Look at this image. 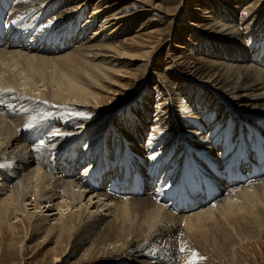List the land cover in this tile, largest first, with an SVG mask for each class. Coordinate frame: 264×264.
<instances>
[{
	"label": "bare ground",
	"instance_id": "6f19581e",
	"mask_svg": "<svg viewBox=\"0 0 264 264\" xmlns=\"http://www.w3.org/2000/svg\"><path fill=\"white\" fill-rule=\"evenodd\" d=\"M73 1L75 0H19L12 11V16H26L30 20L32 11L39 14L46 9L47 13H50L48 7L51 6L58 9L53 22L67 21V24L72 23L73 26L83 17L91 4L97 6L91 13V19L84 22L85 25L90 24V28L82 27V31L85 30L83 36L80 35V30L73 31L77 38H82L81 43L72 49L73 51L70 50L71 52L60 55L63 57L57 58L59 52L52 53L53 56L46 55L45 53H51V50H45L43 47L38 50L35 48L24 50L14 45H6L0 49V68L4 73L8 71L5 75L0 70V100L4 101L0 103V228L5 226L0 229L1 236L3 238L7 234L13 236L16 232L13 222H19L22 226L31 228L29 236L45 232L44 239L52 234L56 238V244L64 239L65 246L55 253L52 264L63 262L61 257L66 254L70 243L73 248L70 252H76L78 248L75 247L79 245V250L84 248L82 258L85 260L97 258L99 264H111L110 260H114L115 264H189V261L193 264H210L213 261L211 258L222 251H229L233 255V260L235 249L240 244L255 242V239L264 234V177L240 183L232 180L229 175V172H232L230 169L232 163L236 162L234 157L240 158V153L244 152L245 147L255 152V147H262L264 144V67L260 68L257 64L264 58V32L262 37L256 40L254 47L248 45L250 38L245 37L246 32L248 35L255 33L254 28L263 22L264 8L256 15L255 12L264 0L243 8L250 10L247 14L242 13L240 19V24L249 20L247 31H241L240 26L236 22L233 23L238 19L236 13L238 4L233 3V0H199L194 7L198 12L194 14L192 12L190 15L195 16V19L187 20L188 28L190 27L196 39L202 37L208 52L221 61H212L207 71L198 67L187 66L188 69L183 67L185 66L183 53H187L193 47L188 43L191 42L188 38V42L175 44L176 49L180 50L179 53H174L173 49L167 50L164 64L168 71L179 68L178 75L187 72L189 77L195 75L200 78L202 84L195 88L197 93L193 96L192 107L201 114L188 115L184 112L186 108L181 105L175 106V103L179 102V99L176 100L178 96L170 92L167 87L169 78L163 79L159 68L156 67L157 70H153L152 74L156 75L154 78L162 80L159 81L162 90L168 94L162 98L160 111L163 115L160 121L154 126L147 121L152 106L148 96L137 101H129L124 115L127 125L121 129V135L116 134L112 144L106 139L99 142L102 136L98 139L94 152L92 146L95 141L87 142V146H84L83 152L79 154V160H86L84 168L82 167L79 176L72 178L69 172L75 171L76 162L67 160V166H58L62 154L71 148L78 151L83 143L74 142L90 132L93 124L101 123L104 116L85 120L77 127L79 129L75 128L76 130L72 132L71 124L63 123L59 126L56 120L58 118L53 115L57 114V111L52 114L53 116L47 115L48 118L36 127L27 129L25 124L29 122L30 117L41 114L39 107L35 106L36 102L42 103L48 99L54 105L81 104L90 108L89 111L93 113L99 108L121 102L126 92L137 83L113 91L112 97L107 98L108 102L103 104L105 102L103 99L90 93V87L95 85L94 80L99 74L103 75V71L112 70L107 64L100 65L96 58L102 56L113 61L115 58L111 59L108 52L119 57L122 51L134 46L133 43L140 38L137 46L144 48L145 51L140 55L139 60L142 63L138 66L145 73L149 65L148 60L157 56L163 43L160 37L156 42L152 38L162 35L164 29L149 28L155 22L170 19L171 24L174 23L182 33H185L186 27L181 23L188 13L187 10L185 12V9L179 8L181 3L177 7L168 8L161 15L154 11L155 7L150 8L147 4L149 0L132 2L130 7L136 5V9L128 8L126 5L119 7V4L127 0H95L93 3L92 0H78L76 6L69 7L67 4ZM130 1L125 4L129 5ZM186 1L187 5L193 3V0ZM211 7L215 11L219 9L225 16H232L233 21L227 24L219 18L214 20ZM252 14L255 17L251 19ZM143 18L146 19L133 35L123 41L108 45L99 42L87 45L83 40L86 31L93 29L97 21H101L99 33L106 37L131 28L134 22ZM209 19L213 20L212 24L207 22ZM26 21L24 17L23 23ZM203 21H206L207 25L201 28ZM46 25L54 27L49 23ZM59 30L60 27H55L54 31ZM141 30L143 32L139 33ZM97 34L98 31L95 30L92 37ZM182 36L184 34H181ZM28 46L30 44L25 48ZM200 59L203 63L209 61L204 56ZM154 63L159 65L158 60ZM56 67L61 71H56ZM47 68L54 69L47 74L45 72ZM19 72L23 76L19 75ZM112 72L120 75L121 70L116 69ZM174 79L180 86H185V76H174ZM40 80H49L50 86L57 84L59 86L46 92L37 84ZM210 99L212 101L209 103ZM26 102H31L30 106H23ZM18 105L23 107L19 112L23 115L2 111ZM215 105L220 106L221 111L216 112ZM41 108L45 110L47 106ZM139 110L142 113H139ZM144 113L137 123L134 114ZM117 114H120V111ZM234 117L238 119L236 123L238 131L232 123ZM226 120H229L227 124ZM164 126L166 127L162 128ZM150 129L155 130V134L150 133L148 145L144 147L139 141L140 136L147 134ZM40 130L44 131L42 141L34 137ZM56 132L62 134L53 135ZM68 134L73 136L65 139ZM31 140L37 144L28 151L27 143ZM176 141L184 142L181 147H175ZM41 144L43 147L39 151L35 150L36 146ZM11 145L18 150L15 155L10 153L14 152V147L7 152ZM176 150L178 151L175 152ZM173 154L175 156L171 158ZM95 155L97 158H94ZM30 157L32 163L27 160H30ZM202 158L206 161H202ZM187 159L195 162V167H199L194 172L193 181H190L189 190L208 185L212 191L215 189L221 191L222 195L193 214L182 215L181 212L186 210L180 208L178 201L170 202V206L181 215L173 213L166 204L158 202L164 194L156 188L154 191L136 192L135 198L129 196L118 198L106 193L104 189L99 190V180L97 182L92 180L93 177L103 179L107 175L113 176V170L125 166L126 173L123 182L119 184L121 189L132 188L128 183L135 181L151 186L152 181H144L147 178H155V182H161L165 188L172 179L161 174L167 168L164 165L170 167L169 171H175L180 166L184 167ZM116 160L121 163H116ZM93 162H96L94 165H99V168L92 166ZM32 166L34 167L31 169ZM142 166L141 175L138 177L135 171L141 170ZM88 170L90 171L87 176L83 177ZM252 171H255V165ZM207 175L211 176L213 181H209ZM183 182L188 184L187 180ZM43 203L52 204L58 209V212L54 213V223L47 231L41 226V221L47 217H42L37 223L34 220L43 216L40 214L43 213L41 208ZM91 203L96 205V210L104 209L105 213L89 210ZM29 205L32 211L28 210ZM13 219L15 220L11 222ZM181 222H184V227L181 226ZM22 250H25L24 247ZM193 253L198 254L194 256ZM202 257L204 259L201 260Z\"/></svg>",
	"mask_w": 264,
	"mask_h": 264
},
{
	"label": "rangeland",
	"instance_id": "374dc122",
	"mask_svg": "<svg viewBox=\"0 0 264 264\" xmlns=\"http://www.w3.org/2000/svg\"><path fill=\"white\" fill-rule=\"evenodd\" d=\"M94 1L95 0H92V3ZM127 1H130V0H127ZM134 1L135 0L130 1L129 5L125 4L126 2L121 3V4H119V7L121 8L122 6L126 5L129 8L131 3ZM198 1L199 0H196V1L193 0V3L187 5L186 0H149V2L147 4H149L150 8L155 7L154 11L158 12L161 15L164 14L168 8L177 7L180 3H181V5L179 8L183 9V10L185 9L184 10L185 12L187 10V12H188L187 15L189 13L190 14L188 16L186 15V17H184V19H182L183 21L181 23L183 26L186 27V32H185L186 34L182 33L176 27V25H174V23L171 24L169 18H168L169 20H167V21H166V19H164V20H160L159 23L155 22L149 28L152 30H155V29H162L163 30L164 29V31L162 32V35H160V36L156 35L155 38H152V40L156 42L158 37H160L162 39L161 41L163 43L161 45L160 52L157 54V56L148 60L147 63L149 65H148L145 73H143V71L138 66L139 64L142 63V61L139 60V59H141L140 55L142 52L145 51L144 48L137 46L141 41L140 38H137V42L133 43L134 46L127 47L124 51H122L119 54V57L118 56L115 57L116 55H114L112 52H108V54L111 55L110 56L111 59L115 58L113 61L110 59H105L102 56H98L96 58L97 59L96 61H99L100 65L107 64L109 69H111L112 71H115L116 69L121 70L120 75H118L112 71H108V72L103 71L104 74L103 75L99 74L98 77L94 80L95 85H92L90 87V93L99 96L100 99H103L105 101V102H103V104L108 102V101H106V100H108L107 98L110 99L112 97L113 91L119 90L121 87H123L125 85L131 86L132 83H134V82L137 83V85L135 87H133L131 90L126 92V94L122 98L121 102H117L116 104H112V105H109L107 107H103L102 109L99 108V110L97 112H94V113L91 110L89 111L90 108H87L81 104L54 105L51 102H49L48 99H47L48 101L45 100L48 102L46 104L43 103L44 101L42 103L36 102L35 106L39 107V110H40L39 113H41V114H44V115L46 114V115L51 116L53 113L58 111L59 114H58V112H57V114L56 113L53 114L54 116L56 115V117L58 118V119H56V117H54L57 120V123L59 124V126L63 125V123L71 124L72 125V127H71L72 132H74V130H76V129H79L77 127L80 124H82L85 120L86 121L90 120V119L93 120L94 118H96L98 116H101V115L104 116L101 123L98 122L99 123L98 125L93 124L92 126H94V127L92 128V130L90 132L88 131L82 139L74 142V143H79V142L83 143L82 147L79 146L78 151L71 148V149H69L68 152L62 154V156L65 157L66 159H68L74 163L76 162L75 166H77V167H76L75 171L69 172V175L70 176L72 175L71 176L72 178L75 176L76 177L79 176L81 171H82V167L84 168L86 160H79V154L81 152H83V148H84V146L85 147L87 146V142H93V140L95 141L94 145L92 146V149L94 152L95 146H96V144H98L97 143L98 139H101L102 136H103V138H102V140H99V142L106 139L110 144H112L116 134L121 135V129L124 128L125 124L127 125V121H126L127 119L125 118L124 115H125V111H127L126 105H128L129 101H137V99H140V98L144 99L146 96H148V100L150 99L152 106L150 107V113L151 114L148 113L149 117L147 118V121L150 122V124L152 126H154L156 122L160 121V119H161L160 117H161V115H163V112L160 111L162 109V108H160L161 103H162V98L167 96L168 94H167V92H164L162 90V87L160 85L162 80H158L156 77L154 78V76H156V75L152 74L153 70H157V69H155L156 67L159 68L160 73H161V77L163 79L169 78V79H167L169 82V85L167 87L170 90V92L173 93V95L178 96V98H176V100L179 99V102L175 103V106L179 107L181 105V107L183 106L184 109L186 108L187 110L185 109L184 112L188 115H192V114L194 115L195 113L201 114L200 112H198L196 109H194L192 107L193 96L197 93L196 89H197L198 85L200 86L202 84V82L199 80L200 78L196 77L195 75H193V77H189L188 76L189 74H186L187 72L182 73L180 71L181 72L180 75L185 76V80H186L185 86H180L178 83H176V81L174 79V76L180 77V75L177 74L179 71V68L178 69L173 68V71H168V70H166L165 64H164V62H165L164 60L167 57L165 55L167 53V50L170 51L171 49H173L174 53H176V54L179 53L180 50L178 48L176 49L175 44H181V43L186 42V41L188 42L189 41L188 38H190V41H191L188 43L193 45V47H191L190 48L191 50H188L187 53H183L184 54L183 60H184V64H185V66H183V67L192 66L193 68L198 67V68H202L203 71H207L209 69L210 65L212 64V61H219V60L221 61L220 58L214 56L213 54L211 55V53L208 52V50L205 46L206 43L203 42L202 37H200L199 39H196L194 37V33L191 32L189 29L190 27L188 28V25H187L188 21H193L195 19V16H190V15L192 14V12H193V14L198 12V11L196 12V10L194 9L195 4ZM258 1L259 0H233V3L236 2L238 4V8L236 9L238 19L234 20V21L232 20L233 19L232 16H230V17L225 16V14L219 12V9L218 10L216 9V11H215L211 7L210 10L213 11L214 20L216 18H219V19H222L223 21H225L227 24L229 22L233 21V23L236 22V24H238L240 26L241 31H247L246 27H247L249 20L240 24V19H242L241 18L242 13L247 14L250 12V10L249 9L244 10L243 8L246 7L247 5H250L251 3H254V2L256 4ZM263 3L264 2H262L261 6H259L260 8L259 7L257 8L258 10L256 9L257 12H255V15L260 10H262L264 8ZM77 4H78V0H75L71 3H68L67 5L69 7H74ZM224 5L226 7V4H224ZM95 7H97V6L91 4V6L88 9H86V13L83 15V17L81 19H79L75 25L72 26V23L67 24V21H60V22L57 21L58 23L53 22L54 17L58 14V9L49 6L48 10L53 15H50L49 17H47L45 20H43L42 23L38 22L36 20L38 18H35V17L32 18V21H30L31 19L30 20L27 19L28 21H26L25 23H23V22L16 23V24L13 23L14 25H12V27H13L12 32L21 33V34H24L25 36L39 32V33L45 34V36H48V35H51L49 28H54L53 33H55L54 37L57 36L56 37L57 40H60L63 37H66V39L71 43L66 49H64L63 51H60L59 53H57L58 55H56L57 58L63 57L60 55H64V54H67V53L73 51L76 48V46H78L81 43L80 40L82 38L81 39L77 38L76 34L73 31L80 30L81 31L80 35L83 36V33L85 30L82 31V27L90 28V24L85 25L84 22L88 19H91L90 18L91 13L96 9ZM130 8L136 9L137 6L134 5L133 7L131 6ZM45 10L46 9H44V11ZM60 10H62V8H60ZM251 13H253L252 10H251ZM34 15L37 16L38 14L35 13ZM155 15H156V13H155ZM253 17H255L254 14L251 15V19ZM48 19L51 20L53 23L51 21H49ZM145 19L146 18H143V19L139 20L138 22L137 21L134 22L131 28L126 29L122 32L113 33L109 36L107 35L108 37L107 36L104 37L102 35L103 33H99V28L101 27V21H97L95 23L93 29H89L88 31H86V36L84 37L83 40L86 42L87 45L91 44V43H98V42H99V44L108 45L110 43H114L117 41H123L126 37H131L133 35L134 31L139 27V25H141L143 23V21ZM262 21L263 22H261L257 27L254 28L255 33L248 35V32H246V34H245L246 35L245 37L250 38V43L248 45H250L251 47H254L256 40L259 37H262V35H263L264 19H262ZM207 22L212 24L213 20L209 19V20H207ZM36 23H38L39 25H37ZM48 23L54 25V27L45 26ZM167 24H168V26H166ZM205 24L207 25L206 21L201 22V28L206 26ZM254 24H255V22H254ZM35 25H36V27H35ZM80 26H81V28H80ZM55 27H60V30L55 32L54 31ZM249 27H250V25L248 26V28ZM187 29H189V30H187ZM33 30L34 31L36 30V31L34 32ZM95 30L98 31V34L96 36L92 37L95 33ZM30 31H33V32H30ZM100 31L104 32V30L103 31L100 30ZM105 31H107V33L109 32V30H105ZM141 32H143V31L141 30L139 33H141ZM181 34H184V36L181 37ZM149 45H151V44H149ZM148 49L149 48H146V50H148ZM24 50H27V49H24ZM31 53H36V52H31ZM41 54L43 55V53H39V55H41ZM45 54L53 56L54 53L53 54L52 53H45ZM201 56L206 57V60H209V61H206L205 63L201 62V59H200ZM263 56H264V52H263ZM108 60H109V62H108ZM156 60L159 61V65H155L154 62ZM132 63H135V64L133 65ZM229 63L237 64V62H229ZM257 64H258V66H260V68H263L264 67V58H262V61H258ZM51 69L53 70L54 68H47V70L45 72L47 74H50ZM187 69H188V67H187ZM0 70L2 71L1 68H0ZM56 71H61V69L59 67H56ZM1 73H4V71H2ZM4 74L7 75L8 71H5ZM19 75H22V73L19 72ZM48 81L49 80H47V81L46 80H44V81L40 80V82H37V84L41 85V89H45L46 92H48V90L50 91V88L54 89L56 86L57 87L59 86V84L54 85V86H50L48 84ZM159 81H161V82H159ZM157 90H159L160 92ZM202 92H205V90H202ZM211 99H210L209 103L212 101ZM29 103L31 104V102H26V104L23 106L28 107V106H30ZM42 106L43 107L47 106V108L45 110H43V108H41ZM121 106H122V108H121ZM22 108L23 107L21 105H18L16 107L8 108V110L2 109V111L3 112L8 111L9 114H14V115H23L22 113H19L22 110ZM63 108H64V110H63ZM214 108H215L216 112L221 111V107L218 105L217 106L215 105ZM77 110L82 111V112L89 111V113H91V117L88 119H77V116L69 115V113H71V111L76 112ZM108 110H111V111H108ZM118 111H120V114H117ZM121 111H123V112L121 113ZM139 113H142L141 110H139ZM160 113H162V114H160ZM144 115H145V113L143 115L134 114V117H135L134 119L138 123V121L140 120L139 117H142ZM237 121H238V119L236 120V117H234L232 120V123H234V128H236L238 131L237 124H236ZM225 122L227 124L229 122V120H226ZM165 127L166 126H164L162 128H165ZM37 133L39 135L38 137L40 138V141H42V139L44 137V131L40 130V131H37ZM150 133L155 134V130L150 129L147 134L140 136L139 141L144 145V147H147V145H148L147 139L150 137ZM71 136H73V135L68 134L67 136H65V139H70ZM32 140L29 141V143H27V145L29 146V148H28L29 150L27 149L28 151H30V148L32 146L37 144L35 141L32 142ZM183 142L181 143V142L176 141L174 143V145H175V147H181ZM13 147H14V145H11L7 149V152H10ZM17 151L18 150L16 149V147H14V152H10V153L12 155H15ZM177 151L178 150H176L175 152H177ZM174 156L175 155H173L171 158H173ZM94 158H97L96 155ZM27 160L29 161V163H32L31 162L32 157H30V160L29 159H27ZM96 162H93L92 166L98 167L99 165L98 166L94 165ZM107 162L110 163L109 161H107ZM115 162L121 163L118 160H116ZM33 167L34 166H32L31 169ZM52 170L54 171L53 168H52ZM88 171H90V170H88ZM114 171L118 172L117 175H120V177L122 176L123 173L125 174V172H124L125 168H117ZM83 177H85V175ZM94 181H97V179H94ZM120 197H125V195H121ZM85 200H87V199H85ZM51 205L52 204L43 203L41 205L43 213H40V214H43V216H40V218L38 217L37 219H34L37 223L38 221H40V219H42V217H47L45 220L41 221L42 222L41 226L46 231L52 225V223H54V220H53L54 216H55L54 213L58 212V209H56L53 205L52 206ZM31 208H32L31 205H29L28 210L32 211ZM95 208H96V205L94 203H91L89 205L88 209L89 210L93 209L95 211L97 209V208L96 209ZM199 208H196L194 210H189V212H183V213L181 212V214L182 215L193 214V213H196V212L200 211L201 209H203L202 207H199ZM96 212L97 213H99V212L105 213V210L104 209H100V210L98 209V210H96ZM178 214L181 215L180 213H178ZM14 220L15 219L11 220V222H13ZM194 220H196V219L194 218ZM13 224L15 225L13 228L16 231L13 236L10 234H7L6 237L3 238L1 236V230H0V264H52L51 261H52V258L55 256V253H58L59 251H61L62 248H64V246H65V241H63L64 239H62L60 243L56 244V238H55V236L53 237L52 234L49 235L47 238H44V239H43V236H44L45 232H42L39 234H33V235L29 236L30 229H31L30 227H28L26 225L22 226L19 222H13ZM182 225L184 227V222H181V226ZM2 227H5V226H2ZM26 236L28 238H26ZM22 247H24V249H25L24 251L22 250ZM79 247L80 246L77 245V247H75V249L78 248L77 251L72 253L70 251L73 248L71 247V243H70V246H68L66 254L61 257L63 262L59 263V264H92V263L93 264H99V260L97 258L91 257V258H88L86 260L84 258H82V253H83L84 248L82 247L81 250H79L80 249ZM9 250L10 251L12 250V251L10 252ZM235 251H236V254H235V257H233V260H232L233 255L229 251H227V252L222 251L221 253L216 254L217 256L211 258L213 261L210 264H218V263L219 264H264V234L260 238L255 239V242H251V243L246 242V243L240 244L239 247H237L235 249ZM92 259H93V261H92ZM202 259H204V257H202L201 260ZM207 260H209V259H207ZM113 262H114V260H110L111 264ZM207 263H208V261H207ZM113 264H115V263H113Z\"/></svg>",
	"mask_w": 264,
	"mask_h": 264
},
{
	"label": "snow or ice",
	"instance_id": "6c2138e0",
	"mask_svg": "<svg viewBox=\"0 0 264 264\" xmlns=\"http://www.w3.org/2000/svg\"><path fill=\"white\" fill-rule=\"evenodd\" d=\"M0 103H4V101L0 100ZM43 103H48L47 101H44ZM70 115H74V116H77V117H81V118H84V119H88L91 117V113H87V112H82V111H76V112H72L70 113ZM47 115H44V114H37V115H33L30 117L29 119V122L25 124V128L27 129H31V128H34L36 127L37 125H39L40 123H42L43 121H45L47 119ZM62 133H59V132H56V133H53V135H61ZM43 147V145H38L36 146V149L37 151H39L41 148ZM193 255H197L196 253H193ZM189 264H193L192 261H189Z\"/></svg>",
	"mask_w": 264,
	"mask_h": 264
}]
</instances>
